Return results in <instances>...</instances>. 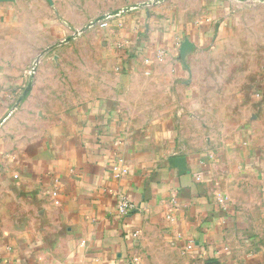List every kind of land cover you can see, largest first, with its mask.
<instances>
[{"label": "crops", "instance_id": "1", "mask_svg": "<svg viewBox=\"0 0 264 264\" xmlns=\"http://www.w3.org/2000/svg\"><path fill=\"white\" fill-rule=\"evenodd\" d=\"M133 255L264 264V0L0 1V264Z\"/></svg>", "mask_w": 264, "mask_h": 264}, {"label": "built area", "instance_id": "2", "mask_svg": "<svg viewBox=\"0 0 264 264\" xmlns=\"http://www.w3.org/2000/svg\"><path fill=\"white\" fill-rule=\"evenodd\" d=\"M99 22L100 26H106V21L105 18L101 21H97ZM96 22V23H97ZM93 20L89 22L88 25H93ZM79 33V32H77ZM257 95V94H256ZM112 175L115 178H121L122 176H124L127 173V169L120 163L117 162L115 164L112 165ZM198 179V177H197ZM133 204L132 202H130L127 198H125L124 196H118L116 199V210L119 214L125 215L127 214L132 208H133ZM167 218L170 219V216L167 215ZM138 232H133L132 236H136ZM83 241H80V244H82ZM192 247V244L189 243L186 248L190 249ZM138 257L136 255L131 256V258L129 259V261L127 262V264H138Z\"/></svg>", "mask_w": 264, "mask_h": 264}, {"label": "water", "instance_id": "3", "mask_svg": "<svg viewBox=\"0 0 264 264\" xmlns=\"http://www.w3.org/2000/svg\"><path fill=\"white\" fill-rule=\"evenodd\" d=\"M0 1H13V0H0ZM50 4H52V0H47ZM100 20L102 19L99 18ZM97 21H99L98 19H95L93 20V23L95 24ZM72 38V36H69L68 38H66L65 40H70ZM192 45L191 43L188 41V40H184L181 44V47H180V53L181 55L183 56L189 49H191ZM30 85H31V78L22 94V96L28 91V89L30 88ZM173 163L174 165L178 166L181 170V173H184V172H187L185 166H184V163H183V160L182 158L180 157H177V158H173Z\"/></svg>", "mask_w": 264, "mask_h": 264}, {"label": "rangeland", "instance_id": "4", "mask_svg": "<svg viewBox=\"0 0 264 264\" xmlns=\"http://www.w3.org/2000/svg\"><path fill=\"white\" fill-rule=\"evenodd\" d=\"M252 18H254V15H252Z\"/></svg>", "mask_w": 264, "mask_h": 264}]
</instances>
